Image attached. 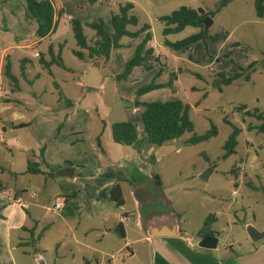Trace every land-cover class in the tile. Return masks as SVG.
<instances>
[{"label": "rangeland", "instance_id": "obj_1", "mask_svg": "<svg viewBox=\"0 0 264 264\" xmlns=\"http://www.w3.org/2000/svg\"><path fill=\"white\" fill-rule=\"evenodd\" d=\"M80 1L79 12L76 10L78 16L71 19L81 22L89 45L95 42L96 30L88 23L102 20L105 31L112 33L110 9L115 10L120 3L132 1L136 6L133 11L130 9V13L137 16V23L130 27L137 30L144 23L149 25L146 30L149 39L139 50L142 63L132 66L124 74L127 61L134 56L146 31L136 36H122L118 40L119 46L112 47L106 58L90 59L87 48L76 43L71 19L60 20L58 34L52 37L48 46L50 53L47 49L53 63L52 74L48 68L39 67L47 93L57 82L62 92L70 94L71 105L50 110L47 109L51 103L48 98L45 97L46 101L44 96L34 98L32 102L26 100L27 93H23L22 104L10 100V108L0 112L3 119L0 131L3 130L2 125L7 139H18L7 145L0 141V183L12 193L21 192L24 202L43 199L44 206L34 214V206L28 209L24 204H17L18 210L14 215L24 216L26 224L37 221L39 239L36 244L45 252L48 263L61 255L59 264H77V257L70 259L69 250L77 255V249L82 247L71 239L69 225L93 210V199L103 200V197L84 198V176L88 174L93 178L98 165L109 163L104 158L97 160L94 152L83 150L88 149L89 141L97 130L108 142L111 124L130 121L135 124L136 131L141 132L144 150L149 151L151 147L153 156L158 158L154 171L160 174L162 184L151 180L152 185L144 186L156 198L155 210L173 211L179 218L181 230L187 231L195 240L201 238L204 230L218 236L215 253L222 257L233 255L231 248L227 247L229 241L233 242L231 247L242 251L239 254L245 253L249 247L244 243H250L246 238L247 228L253 226L264 231V130L259 128L264 121V13L262 17L256 15L254 0H227L223 6H219L221 0ZM180 6L201 7L203 18L209 17L211 21L204 27L203 39L175 49L163 43L164 24L159 16ZM65 13L69 14L67 10ZM199 29L186 26L180 32L169 34L168 39L176 41ZM75 50L83 52V57L77 56ZM30 51L27 52L29 56ZM97 59L105 82L100 88L88 87L80 75L89 63ZM33 60L38 62V58ZM252 63H255L254 67L248 69ZM20 67L15 60L12 71L18 75ZM239 73L238 78L225 82L226 78ZM169 80L170 85L166 84ZM152 81L161 85L137 93L140 87ZM214 83L217 85L213 86ZM171 98L190 105L189 117L194 129L184 132L179 142L173 139L162 145L151 144L141 122L142 103ZM18 118L29 120L31 125L10 128V122H17ZM212 126L216 130L214 135L197 143L188 142L193 134H203ZM235 126L240 129L235 152L227 153L224 143ZM69 141H74L73 147L68 145ZM43 155L45 159L49 157L52 160L50 166L42 164ZM64 155L76 159L74 162L78 166L72 175H62L61 168L57 166V159ZM79 156L94 162L96 167L91 168L92 171L83 169L82 164L85 163L77 160ZM26 162L45 169L29 172ZM108 168L104 165L100 175L105 176L104 171ZM201 174H206V179L201 178ZM74 176L78 177L76 182L72 181ZM33 190L40 191L38 197H30ZM124 195L129 207H112L122 215L134 204L127 187H124ZM163 200L167 203L164 204ZM56 201L62 203L61 209L65 207L64 214L71 215L67 222L57 215L61 209H53L52 204ZM0 203L7 212L11 211L12 205H8L6 200ZM108 216L114 217L112 221L117 218L112 211ZM207 216L209 218L204 225ZM0 218L5 219L6 213ZM17 219L14 216L12 221ZM64 236L65 243L62 241ZM59 243L61 246L58 247ZM255 245H262L260 249L264 251V237ZM29 246L28 249L32 250L33 245ZM15 255L20 256L19 248Z\"/></svg>", "mask_w": 264, "mask_h": 264}, {"label": "crops", "instance_id": "obj_2", "mask_svg": "<svg viewBox=\"0 0 264 264\" xmlns=\"http://www.w3.org/2000/svg\"><path fill=\"white\" fill-rule=\"evenodd\" d=\"M52 1L56 28L51 34L39 37L36 32L38 26L37 18L28 13L26 0H0V112L10 108V100L22 104L21 99L23 93H27L26 100L30 99L32 102L34 98H42L43 96L44 100L45 97L48 98L51 103L47 109L50 110H54L56 107L62 105H71V100L68 98L70 94L62 92L57 82H55L54 87L50 89V93H47L40 72V67L43 68L45 66L40 62V59L50 61L47 49L52 37L58 34L60 20H70L72 17L75 18L78 16L76 10L80 8L81 1ZM119 5L115 10L110 9V12H117ZM135 6L136 5L133 3L132 11ZM65 10H67L69 14H66ZM130 26L131 25L127 26L129 30H136ZM169 34L171 33L166 35L163 34L165 36L163 42L165 39L169 40ZM30 49L33 52H31ZM28 50L31 52L30 56L27 54ZM33 58H38V62L34 61ZM7 60H9L11 64V73L16 77V84H13L3 73L4 65ZM15 60H17L21 66L18 75L12 71ZM92 63H89L81 72V80ZM96 63L101 73L100 62ZM52 67L53 63L50 64L49 67H46L51 74ZM102 76L103 82L100 87H102L105 82V77L103 74ZM79 84L81 83L79 82ZM84 85L86 84L84 83ZM1 120L3 119L0 118V121ZM23 125L31 124L29 120H21L20 118H18L17 122H10V128L12 127V129ZM1 128L3 129V133L6 132L4 126L1 125ZM138 136L139 141L131 145H122V143L115 142L112 137V132L108 142L104 141L102 133L98 130L92 136V140L89 141L90 145L88 149H84L83 152H94L93 155H95L97 160L100 161L101 158H104L106 161H109V163L104 162V165L109 167L104 171L105 176L100 175V171L104 167L103 164L96 167L95 163L92 161L88 162L80 156V158H77L78 161L85 163L82 164L85 170L92 171L91 168L96 167V176H93V178L89 177L88 174L84 176L86 180L83 184L84 188H82L84 198L93 199L96 197H103V200L93 199L91 201L92 206H94L93 210L82 215L75 224L69 225L71 239L78 241V244L82 247L81 249H77V251H79L77 255L70 249V259L74 260L77 257V264H264V251L260 249L262 245L256 246L255 243L258 240L252 241L248 234H246V238L250 243H244L247 248L249 247L246 252L244 251L245 253L239 254L242 251L238 252L237 249L231 247L233 242L229 241L227 247L231 248L233 255L231 257H222L215 253L217 251V246L213 249L198 246L199 239L195 240L187 231L181 230L179 218L173 211L172 212L177 218L180 230L179 234H149L147 232L145 228L146 220H150L153 216L160 217L162 214H167L170 211L162 212L160 210H155L157 204L156 198L144 187L145 185H152L151 180H154L156 183L158 181L159 184H162V178L158 172L154 171V165L158 158L153 156L151 147L149 151H146L144 147L141 146V132L140 134L138 133ZM179 138L180 136L178 139ZM9 143L15 142L9 141L8 144ZM68 143L69 146L73 147L74 141H69ZM74 159L75 158L66 155L60 156L57 159V166L61 168L60 173L62 175H72L74 173L78 166L76 162H74ZM52 163L49 157L45 159L44 155L42 156V164L44 166L48 167ZM32 167L38 169L37 172L45 169L44 167ZM76 180H78V177L74 176L72 181L76 182ZM89 180L96 181L90 182ZM116 182L120 185L123 198V204L118 206L119 208L125 209V207H129L124 195V187L128 188L133 198L134 204L131 206L132 208L130 207V209L124 210L123 215L112 209L113 205L116 204L111 199L110 189ZM3 188L6 187H2L0 183V189ZM13 192L14 193H12L11 190V195L14 200L6 201L8 205H12L10 212H7L5 207H1L0 203V216L2 217L6 213L5 219L0 218V264H38V260L40 259L43 260L44 264H59L62 258L61 255L56 256L54 260L48 263L45 252L40 250L37 246L36 243L39 239L37 235V221H34L36 224H33V222L26 224L23 215V218L18 213L14 215L18 210L16 208L17 204H24L28 206V209L34 206V214L38 213V208L44 207L42 205L43 199H38L33 202H24L21 192ZM39 192V190L31 191L30 197H38ZM159 201H161V199ZM164 202L165 200H163V203ZM85 203L87 202L85 201ZM166 203L167 202L164 204ZM105 205H107V208H103ZM64 209L65 207L61 209L62 212L57 215L67 222L68 216L71 215L64 214ZM111 211L117 217L115 221H112L114 217L110 218L108 216ZM14 216L19 219L12 221ZM157 222L167 229L163 224L165 222L160 220L151 223L150 229H159ZM119 223H122V231L119 230ZM117 230L123 232V235L119 234ZM77 233H79L78 237L76 236ZM234 236L236 237V235ZM64 239L65 236L62 240L63 243H65ZM29 245H33L32 250L28 249L30 247ZM59 246H61V243H59L58 247ZM18 248L20 256L15 255V250Z\"/></svg>", "mask_w": 264, "mask_h": 264}, {"label": "trees", "instance_id": "obj_3", "mask_svg": "<svg viewBox=\"0 0 264 264\" xmlns=\"http://www.w3.org/2000/svg\"><path fill=\"white\" fill-rule=\"evenodd\" d=\"M264 0H254V6L256 15L259 17L263 16L264 13ZM227 3V0H221L219 6H223ZM27 11L30 15L37 18L38 26L36 32L39 37H44L51 34L56 27V20L54 19V9L52 0H26ZM133 8V3L128 1L125 4H120L117 12H111L109 21L112 26V33H107L104 29L102 20L99 22L88 23L93 29L96 30V39L92 45H89L82 30V24L79 20L71 19V28L75 37L76 43L81 48H87L88 57L98 58L99 56L107 57L108 52L112 47L119 46L118 40L122 36H136L142 31H146L149 27L147 23L137 30H129L128 25H135L137 23V17L130 13V9ZM203 9L198 7L197 9L180 6L173 10L171 13L162 15L159 17L164 22V28L162 33L164 35L168 33H175L183 30L186 26L200 27L199 31L194 32L182 39L176 41L164 40L165 45L172 46L175 49H182L185 46L204 38L205 31L202 23ZM149 39V33L146 31L143 41L138 46L134 56L129 59L126 63L124 74L128 73L130 68L134 65L142 63V57L139 55V50L143 47L144 43ZM51 49L48 48L50 53ZM74 53L80 58L83 57V52L75 50ZM40 62L45 66L49 67L51 61H44L40 59ZM99 62V60H95ZM58 63H60L58 61ZM255 63L248 66L249 68L254 67ZM3 73L10 79L13 84L17 82L16 77L11 73V64L9 60L5 62ZM241 75L234 74L233 76L226 78L225 82L230 83L233 79L238 78ZM248 77V75H245ZM168 85L171 84L169 80ZM161 84L154 83L153 81L143 85L137 90V93H143L160 86ZM143 109L141 111V120L143 124V131L146 134L147 139L151 144L162 145L164 142L173 140L177 136H181L184 132H192L194 125L189 117L190 105L183 102L180 99H167V100H153L142 103ZM262 118V115L259 114ZM261 131L264 130V121L259 126ZM240 129L233 127L231 133L224 143V148L227 153L235 152V146L237 144V135ZM216 133L215 127L212 126L205 133L197 135L193 134L188 142L197 143L199 141L208 139L210 136ZM112 137L115 142L122 144H135L138 141V133L136 131L135 124L130 121H120L112 124ZM27 170L31 172H37L38 169H34L30 163H27ZM157 183H159L157 181ZM111 199L117 206L123 204L122 193L120 185L116 182L110 189ZM206 217L204 225L206 224ZM205 230L203 231V233ZM202 233V235H203ZM201 235V236H202Z\"/></svg>", "mask_w": 264, "mask_h": 264}, {"label": "water", "instance_id": "obj_4", "mask_svg": "<svg viewBox=\"0 0 264 264\" xmlns=\"http://www.w3.org/2000/svg\"><path fill=\"white\" fill-rule=\"evenodd\" d=\"M201 21H202L204 27L206 28L209 25L208 21H211V20L209 17H206V18H203ZM82 81L86 85L92 86V87H100L102 85L103 76L100 73L99 66L96 62H93L88 67L86 73L82 76ZM219 82H220V80H218V83ZM215 85H217V84L214 83L213 86H215ZM175 140L177 142H179L178 136L175 138ZM200 177L203 179H206L207 175L201 174ZM157 220L164 221L165 223H163V224L165 225V227L167 229L162 227V225H160L158 222H157V224L159 225V229H150L151 223L156 222ZM118 227H119V230L122 231V223H119ZM145 228L147 229V232L149 234L175 235V234L180 233L178 223H177V218L172 211L168 212L167 214H162L160 217L153 216L150 220H146ZM119 230H117V232L119 234L123 235V232H120ZM156 230H159V231H156ZM247 233H248V235L252 241L259 240L260 238H262L264 236V231H259L256 228H254L253 226H249L247 228ZM217 243H218V237L217 236H215L209 232H205L203 234V236L199 239L198 246L203 247V248H207V249H213V248H216ZM38 264H44L43 260L42 259L38 260Z\"/></svg>", "mask_w": 264, "mask_h": 264}, {"label": "built area", "instance_id": "obj_5", "mask_svg": "<svg viewBox=\"0 0 264 264\" xmlns=\"http://www.w3.org/2000/svg\"><path fill=\"white\" fill-rule=\"evenodd\" d=\"M0 141L3 142L4 144H8V142H16L17 141V138L16 137H12L10 139H7L5 136H4V133L3 131H0ZM9 201V200H14V198L12 197L11 195V190L8 189V188H3V189H0V201ZM62 207V203L60 201H56L54 202L53 204V209L54 210H60Z\"/></svg>", "mask_w": 264, "mask_h": 264}, {"label": "flooded vegetation", "instance_id": "obj_6", "mask_svg": "<svg viewBox=\"0 0 264 264\" xmlns=\"http://www.w3.org/2000/svg\"><path fill=\"white\" fill-rule=\"evenodd\" d=\"M202 236H203V235H202ZM202 236H201V237H202Z\"/></svg>", "mask_w": 264, "mask_h": 264}]
</instances>
